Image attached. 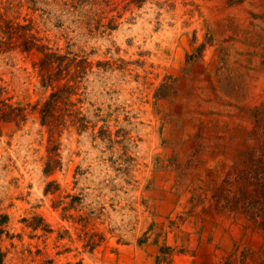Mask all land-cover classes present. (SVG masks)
Listing matches in <instances>:
<instances>
[{
    "label": "rangeland",
    "instance_id": "1",
    "mask_svg": "<svg viewBox=\"0 0 264 264\" xmlns=\"http://www.w3.org/2000/svg\"><path fill=\"white\" fill-rule=\"evenodd\" d=\"M0 264H264V0H0Z\"/></svg>",
    "mask_w": 264,
    "mask_h": 264
}]
</instances>
